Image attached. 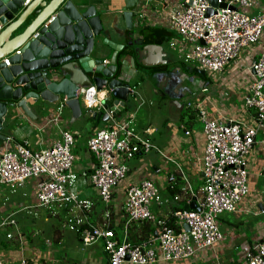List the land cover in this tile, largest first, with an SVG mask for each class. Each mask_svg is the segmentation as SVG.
I'll list each match as a JSON object with an SVG mask.
<instances>
[{"label":"built area","instance_id":"1","mask_svg":"<svg viewBox=\"0 0 264 264\" xmlns=\"http://www.w3.org/2000/svg\"><path fill=\"white\" fill-rule=\"evenodd\" d=\"M217 3L209 13L207 0H180L179 8L171 14L170 26L179 37L178 45L186 49L181 60L199 64L200 67L194 66L211 79L222 74L231 78L232 70H227L231 64H237L235 68L250 74L249 82L243 84L239 110H251L254 117L252 124L245 126L235 119L211 116L201 101L186 103L199 118L205 137L203 196L200 201L192 200L193 208L176 210L168 218L158 220L156 236L131 242L124 232L118 238L108 224L107 212V222L102 225H91L86 221L82 211L89 209L91 202L77 199L71 192L76 180L73 131L60 129L59 136L42 150L31 149L26 142L16 143L12 148H0V185L14 189L26 180L34 179V206L43 207L49 213L74 202L81 215L67 220L68 229L76 234L83 246L102 242L107 264H156L194 256L202 258L205 250L223 239L217 223L219 216L235 212L249 192L248 156L256 144L264 146V134L263 138L257 139L259 132H264V48L257 53L252 49L264 33V5L257 13L248 14L246 10L258 7L256 0H217ZM247 48H250L247 52L249 62L242 66L238 57ZM2 61L8 65L7 57ZM103 62L107 63L106 60ZM203 86L201 82L198 88L201 90ZM79 94L88 112L97 110L104 99L98 98L95 86L80 88L77 96ZM185 134L189 132L185 131ZM152 147L148 139L135 131L132 115L110 116L93 132L87 141V149L94 159L88 179L102 202L108 204L115 188L125 179L129 169L123 160ZM165 203L168 200L162 198L158 187L149 179L129 186L121 206L126 225L154 221L151 205ZM11 215L0 217V229L16 225ZM10 234L7 232L6 237H11ZM242 249L247 264H264V237L251 246L242 245ZM0 264L30 263L21 258L17 262L0 259Z\"/></svg>","mask_w":264,"mask_h":264},{"label":"crops","instance_id":"2","mask_svg":"<svg viewBox=\"0 0 264 264\" xmlns=\"http://www.w3.org/2000/svg\"><path fill=\"white\" fill-rule=\"evenodd\" d=\"M74 1L93 5L97 14L101 16L102 23L106 26V36L115 44L123 46L122 51L117 54V56L120 54L121 70L119 75L130 84L132 95L128 97L122 112L115 117L132 115V126L135 131L141 137L148 139L153 147L147 152L136 154L131 159L123 160L128 166L129 175L120 183L121 185L115 188L111 201L113 203L105 204L103 202L105 205L95 196L96 194L94 195V188L89 185L88 179L94 159L87 149V141L93 132L104 124V122H96L90 118V114L94 110L91 112L86 110L82 116L73 119L70 109L62 104L51 105L29 99L27 106L36 118L32 119L23 112L13 111L12 116L9 115L6 119L8 132L5 135L7 139L0 142V148H12L16 143L26 142L31 149L42 150L59 136L60 129L73 131L75 133L73 148L76 149V151L73 150L75 156L73 172L76 180L71 187V192L77 199L91 202L89 209L83 208L84 218L91 225H102L107 222V212L109 214L108 224L116 237L121 238L126 232L127 238L131 242H138L155 234L158 220L168 218L176 210L184 209L192 200L200 201L203 196L202 154L205 138L202 124L197 129H183L184 132L191 133L189 137L185 138L177 134L179 129L184 127L183 123L177 127L174 120L181 121L182 110L187 108L185 104L191 103L187 101L193 100V103L201 101L211 116L235 119L245 126H250L254 112L239 110L243 92L242 94L238 93L242 84L249 82L250 74L241 71L240 68H235L237 64H231L227 68V70H232L231 78L222 74L217 79H211L206 77L205 72L204 75H201L200 69L192 63L181 60L182 53L186 49L182 45H178L179 37L170 26V16L179 8L180 0H136V14L133 17L131 31L124 28L121 13L123 0ZM256 2L258 7L253 8L254 14L264 5V0H256ZM171 43H175V45L172 46ZM263 48L264 33L261 41L252 46L256 53ZM101 50V59L106 60L107 63L104 65L108 66L113 49L104 45ZM249 50L250 48L245 49L238 57L242 66L249 62L247 54ZM185 71L189 72L193 79L195 78L192 82L196 86L203 82L204 86L200 92L195 89L196 86L192 89L186 85ZM87 76L91 77L92 74ZM198 78H205V80L202 81ZM158 94L161 95V100H165L157 102L155 96L158 98ZM108 95L109 92L106 88L97 91L98 98ZM147 100V108H144ZM168 105L171 107L170 111L167 108ZM161 108H165V112H161ZM193 111L189 113V116L197 119L196 113ZM83 123L90 124L91 131L89 133L82 132L85 130V126L81 127ZM77 129L80 133H77ZM260 132L263 136L264 132ZM153 148L156 150L151 152ZM151 153L154 154L150 155ZM132 159L135 161L131 162ZM76 161H82V163L76 164ZM143 179L155 182L160 195L163 199H167L168 203L164 207L156 204L151 205L150 210L154 221L147 222L149 225L142 222H130L126 225V217L121 209L126 191L129 186L137 184ZM248 188L249 192L241 200V205L235 212H232V221H228L227 217L223 218L224 215L221 216L225 223L223 231L226 235L228 234L222 249L212 247L205 250L203 258L194 256L157 264H247L245 253L240 252L242 245L251 246L264 237V220L254 219L261 217L260 214H264L262 212L264 205V146L260 144L253 147L249 158ZM6 191L5 187H0V217H5L4 215L7 213L13 214L27 204L24 199L25 193H22L21 197L11 198L7 196ZM22 198L24 200H20ZM62 210L66 212L68 219L81 215V212L73 205H63L57 211L60 213ZM113 225L119 227L118 232ZM147 226L154 229L153 232L147 234ZM58 236L60 235L58 234ZM89 246L91 247L87 249L81 248V253L78 255L81 258L74 264L107 263L102 242L98 241ZM20 247L19 250H8V246L2 248L0 244V259L17 262L19 259L25 258L30 264H41L38 263L39 260L47 259L35 248H25L21 243ZM234 254L237 256V260L234 259ZM240 258L244 263L240 261Z\"/></svg>","mask_w":264,"mask_h":264},{"label":"water","instance_id":"3","mask_svg":"<svg viewBox=\"0 0 264 264\" xmlns=\"http://www.w3.org/2000/svg\"><path fill=\"white\" fill-rule=\"evenodd\" d=\"M207 1L212 13L217 0ZM136 5V0H123L121 13L128 31ZM101 19L93 5L74 0H0V142L7 139L6 119L13 111L36 118L27 106L29 99L62 104L76 119L85 112L77 91L93 85L97 91L106 88L109 95L90 114L92 120L106 122L122 112L132 95L116 65L123 46L106 36ZM104 45L113 49L108 66L101 59ZM6 57L8 65L2 61ZM199 73L204 75L203 70ZM193 207L191 201L185 208Z\"/></svg>","mask_w":264,"mask_h":264},{"label":"rangeland","instance_id":"4","mask_svg":"<svg viewBox=\"0 0 264 264\" xmlns=\"http://www.w3.org/2000/svg\"><path fill=\"white\" fill-rule=\"evenodd\" d=\"M246 12L248 14L253 13L254 9H248L246 10ZM263 36V35H262ZM262 39V37H261ZM261 41V40H260ZM193 65H196L198 67H200L199 64L195 63ZM185 75L187 76V80H186V85L189 88H194L196 86L195 83L192 82L193 77L192 75H190L189 72H184ZM195 76V75H193ZM208 74H207V78H208ZM199 77V76H196ZM205 77V78H206ZM205 78H198L202 81L205 80ZM196 82V80H195ZM197 91L200 92V89L198 88V86H196ZM243 92V84L241 86V89L239 90L238 93L242 94ZM160 96L158 94V98L157 96H155L156 101H164L165 99H160ZM185 103V101H183ZM187 102H191L193 103V100L191 101H187ZM148 105V100L147 103L144 105V108H147ZM186 105V104H185ZM168 110L170 111L171 107L170 105L167 106ZM84 110L86 111V109L84 108ZM193 111L192 108H186L182 110V114L181 116L183 118H181V121H177L174 120V122H176V126L179 127L181 123H183L184 127L180 128L178 131V135H180L181 137H189L191 135V133L189 132V134H185V132L183 131V129H197L199 126H201V122L199 120L198 117L195 118H191L189 116V113H192L191 111ZM161 112H165V108H161ZM194 112V111H193ZM196 116V115H195ZM194 116V117H195ZM171 119V118H170ZM85 126V130H83V133L86 132H90L91 131V127L90 124L88 123H83V125H81V127ZM76 127V126H74ZM81 132V133H82ZM77 133H80V131L77 129ZM76 133V134H77ZM259 136H257V139H261L263 136L261 134V132H259ZM81 136V135H80ZM205 138V137H204ZM259 145V144H256ZM153 148L151 150V152H154ZM74 151H76L75 148H73ZM156 150V149H155ZM253 150V149H252ZM252 150L248 156V169H249V158L251 156ZM154 153H151L150 155H153ZM135 159H132L131 162H134ZM75 163V162H74ZM78 163H82L79 161H76V164ZM75 171V170H74ZM128 173L126 175V177H128ZM125 177V178H126ZM125 180V179H124ZM122 180V181H124ZM27 181V182H26ZM22 186L20 187H14V191H11L10 186L7 185H0V187H5L7 189L6 194L7 196L11 197V198H16V197H21L22 193H25L26 196L24 197V199H26V207H22L21 210H18L17 212L11 214H5L4 216H8L11 215V218H13L16 222V225L14 226H6L4 228L0 229V244L2 248H5V246H8V250H19L20 247V243L22 245H24L25 248H29V249H36L39 252L43 253L47 259L44 260H39L38 263H44V264H74L76 262H78L80 260V256L79 253H81V248H90L83 246L79 240H77V236L76 234L69 230L66 222L67 219L66 216V212L65 211H61L60 213H58L59 211H57L59 208H54V210L49 213V211H47L45 208L43 207H35L34 204V184H32L33 182H35L34 179H28L26 180ZM33 181V182H32ZM121 181V182H122ZM120 182V183H121ZM153 182V181H152ZM119 183V185H121ZM154 184H156L155 182H153ZM32 184V185H31ZM118 185V186H119ZM93 193L96 197H98V199L100 200L101 203H103L100 199V197L98 196L97 192L95 189H93ZM261 197H263L262 194H260ZM23 198L20 200H24ZM112 198L109 201V204H112L113 202ZM104 204V203H103ZM68 206L73 205L75 207L74 202L72 203H68L66 204ZM105 205V204H104ZM165 205H167V203L160 205V207H164ZM241 203H239L237 205L240 206ZM101 208V205H99ZM58 213V214H57ZM232 212L229 213H223L219 216L217 223L218 226L220 228V230L223 233V239L221 240V242L217 243L214 248L217 249H222V245L225 244V242L227 241V237L228 234L226 235L225 232L223 231V229L225 228V223L223 222V220L221 219V216L224 215L223 218L228 219V221H232ZM258 218H254L256 220L262 221L264 220V214H260ZM114 229H116V231H119V227L113 225ZM9 232L11 233L10 236L11 237H6V233ZM58 234L60 236H58ZM240 252H244L243 249ZM73 257V259H71ZM204 257V256H203ZM202 257V258H203ZM200 258V257H199ZM234 259L237 260V256L234 254ZM240 261H243V259L240 258ZM104 264H107L106 262H104ZM157 264V263H156Z\"/></svg>","mask_w":264,"mask_h":264},{"label":"trees","instance_id":"5","mask_svg":"<svg viewBox=\"0 0 264 264\" xmlns=\"http://www.w3.org/2000/svg\"><path fill=\"white\" fill-rule=\"evenodd\" d=\"M119 57H120V54L117 56V59H116V65H117V70L118 69H120V67H121V65H120V63H119ZM190 117L191 118H193V116H191L190 115ZM181 118H183V117H181ZM184 125V124H183ZM185 126V125H184ZM172 222L170 221V224H171ZM143 224H145V225H149V224H147V222H143ZM146 230H147V234H149V233H151V232H153V230L154 229H152V228H150V227H146Z\"/></svg>","mask_w":264,"mask_h":264},{"label":"clouds","instance_id":"6","mask_svg":"<svg viewBox=\"0 0 264 264\" xmlns=\"http://www.w3.org/2000/svg\"><path fill=\"white\" fill-rule=\"evenodd\" d=\"M1 30V29H0ZM143 223V222H142ZM157 223V222H156ZM158 227V226H157ZM147 239V238H146Z\"/></svg>","mask_w":264,"mask_h":264}]
</instances>
